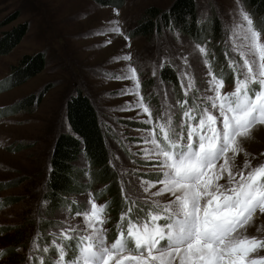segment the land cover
<instances>
[{
    "label": "snow or ice",
    "instance_id": "obj_1",
    "mask_svg": "<svg viewBox=\"0 0 264 264\" xmlns=\"http://www.w3.org/2000/svg\"><path fill=\"white\" fill-rule=\"evenodd\" d=\"M233 2L224 39L233 89L225 90L223 73L213 69L214 54L198 42L176 55L183 98L165 91L159 110L141 94L135 67L112 77L133 82L120 92L135 97L122 110H137L144 117L139 122L148 126L137 129L140 150L133 153L144 166L121 174L127 208L116 224L118 234L109 241L107 205L89 192L83 202L72 200L68 214L50 226L48 243L41 246L37 232L29 264H46L50 251V264H264V238L248 234L264 216V161L236 164L238 156L249 155L243 141L264 128V29L255 26L243 0ZM110 23L106 32L129 39L118 21ZM115 59L130 61L131 55ZM192 61L206 68L199 84ZM110 166L117 168L111 161ZM73 205L79 210L73 212ZM77 218L82 226L74 223Z\"/></svg>",
    "mask_w": 264,
    "mask_h": 264
},
{
    "label": "rangeland",
    "instance_id": "obj_2",
    "mask_svg": "<svg viewBox=\"0 0 264 264\" xmlns=\"http://www.w3.org/2000/svg\"><path fill=\"white\" fill-rule=\"evenodd\" d=\"M173 1L125 0L121 6H115L101 5L96 0H0V23L10 15L19 14L10 23L0 25V35L21 23L28 25L23 40L10 53L0 55V91L10 84L12 67L25 54L41 52L45 56L42 72L0 92V111L6 113H0V264H29L28 257L32 254L37 232L41 234L37 242L43 246L51 239L48 236L50 226L68 214V207H60L55 212L48 210L45 184L56 136L62 129L71 130L65 113L71 97L82 92L94 101L106 129L111 162L117 165L113 169L118 174L120 186L124 170L132 175L133 168L145 164L133 153L140 150L136 140L141 133L137 129L148 126L139 122L144 117H137V110H122L126 103L135 100L134 96L120 94L122 89L132 87L133 82L112 77L123 74L129 65L135 67L141 94L146 102L159 110L165 91L169 92L170 98H183L180 83L176 87L160 78L159 72L163 68L160 64L170 65L178 74L182 65L176 55L191 52L194 43L198 42L207 43L210 53L214 54L213 69L218 74L223 73L225 90L233 89V76L224 57L225 24L232 23L229 14L236 10L233 0H196L199 30L195 38L171 28L149 37L131 34L148 7L167 9ZM243 6L250 13L245 0ZM216 19L221 23V35L217 38L212 28ZM253 19L256 27L264 29V23ZM112 21L119 22V27L129 38L127 41L121 35L106 32ZM109 39L112 42L106 43ZM129 54L130 61L115 59ZM192 63L199 84L206 68L202 63ZM28 95L41 97L33 108L19 107L12 114H8L12 109L2 110L9 106L14 108ZM242 146L249 155L238 156L237 166H242L245 159H251L254 164L257 160L264 161V155H261L264 153V128L258 127ZM76 164L89 167L84 155ZM88 179L84 178V181ZM101 184L94 183L91 190L67 197L83 202L89 192L94 195L101 189ZM107 198L96 200L108 205ZM3 202L8 204L2 205ZM126 208L125 204L122 209L120 206L122 211ZM107 214L110 219L105 227L111 242L118 234L116 224L121 213ZM74 223L82 226V218H77ZM258 227L262 230L257 231ZM248 234L264 238V216L256 218ZM52 255L50 251L48 256ZM48 256L46 264H50Z\"/></svg>",
    "mask_w": 264,
    "mask_h": 264
},
{
    "label": "trees",
    "instance_id": "obj_3",
    "mask_svg": "<svg viewBox=\"0 0 264 264\" xmlns=\"http://www.w3.org/2000/svg\"><path fill=\"white\" fill-rule=\"evenodd\" d=\"M101 5L121 6L125 0H96ZM252 17L257 23H264V0H245ZM198 4L196 0H174L167 9L150 6L146 9L142 20L132 30V35L152 36L171 28L195 38L198 34ZM18 13L5 18L0 25H6L18 17ZM214 37L221 35V23L216 19L213 23ZM28 25L21 23L0 35V55L10 53L25 37ZM10 84L2 91L20 85L45 68V56L41 52L25 54L17 65L12 67ZM160 78L179 87L178 74L170 65L160 69ZM0 91V92H2ZM79 91V90H78ZM39 96L28 95L21 99L8 114L21 109H31L40 101ZM19 109V111L21 110ZM2 113V111H0ZM68 125L71 130L62 129L56 136L52 147L50 171L46 179V196L49 201L48 210L55 212L60 207L67 208L72 200L67 196L82 194L92 189L94 183L103 186L94 192L97 199L107 198V212L121 213L124 202L121 198L119 178L110 166V146L106 129L102 126L98 109L89 95L79 92L67 101L65 109ZM6 114V113H2ZM84 155L89 167L79 166L76 162ZM84 178H89L84 181ZM3 202L2 205H7ZM1 206V205H0ZM121 206V209H120ZM81 208L83 205L80 206ZM79 210L73 205V212Z\"/></svg>",
    "mask_w": 264,
    "mask_h": 264
}]
</instances>
